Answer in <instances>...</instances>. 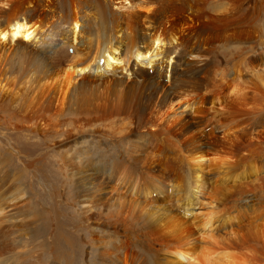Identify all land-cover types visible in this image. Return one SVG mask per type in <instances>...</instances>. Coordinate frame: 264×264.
Returning a JSON list of instances; mask_svg holds the SVG:
<instances>
[{
    "label": "bare ground",
    "instance_id": "6f19581e",
    "mask_svg": "<svg viewBox=\"0 0 264 264\" xmlns=\"http://www.w3.org/2000/svg\"><path fill=\"white\" fill-rule=\"evenodd\" d=\"M37 1L34 3L30 0H0V21H3V23L0 22V63L3 60L4 53L9 49L22 53L18 42H38L39 37L42 35L40 33H43L52 25V16L59 15L57 16L59 22L68 27L65 31L69 32L67 36L69 40L65 39L66 41L61 46L59 45L60 47H54L51 53L47 54L48 57H45L41 52L37 54L39 58L35 57L32 69L35 76L33 74L30 78L33 79L34 76L36 86L39 85L37 88L41 86L40 89L46 96L43 101L39 98L43 103L41 109L34 111L36 109L33 107L34 105L32 106L34 110L26 115L27 122L31 121L36 124L41 120L49 119L54 121V124L55 122L57 125L60 124V128L61 124H69L72 127L76 125H92L93 127V124L97 122L104 123V121L116 119V117L125 118L127 122L134 123L136 128L146 132L144 139L139 138L134 141L137 145L142 146L144 145L142 140H148L151 144L161 145L160 143H162L163 145L165 142H169V146L178 147L176 151H179L185 160L182 165L185 167L184 162L187 165V188L193 191L190 199H186L185 192L184 196L178 198L175 182L173 183L172 180L170 181L159 175L161 176L160 179L154 178V182L152 179L155 176L151 179L154 187H159L158 189L156 187L157 192H150L145 184H141L144 182L140 181L143 174L140 173L141 178L139 179L134 175L135 171L133 174L135 177H130V179L128 177V181H126L127 178L123 177L127 175L129 168L127 169L124 166L127 173L122 168L126 174L122 177L118 175L122 169H119L118 172L117 167L120 164L117 163L116 166V157H113V155L107 157L108 154L102 153L98 142L99 152L93 149L92 157H88L85 161L82 160V164L78 163L76 167L85 180L84 182L82 180L83 183L80 185L82 187L80 189L81 193L75 191L76 197H79L76 200L79 201L80 205L77 204L82 207L80 209L85 208L84 210L88 211L99 201L101 203L104 195L108 194L107 198L112 200L114 207L112 209L111 205L112 211H109V213H106V211L102 216L105 221L100 218L106 224V236L110 240H101L102 236L105 237L104 234L100 237L99 242H95L96 246L89 244V249L86 250V253L89 254L88 259L91 258L92 263L98 264V262L101 263L100 260H103L102 257H107L110 264H122L125 256L134 252L132 253L134 255L128 258L131 264H227L228 252L232 254V248H238V246H244L247 243L252 244V242L259 239H264V192L263 195L260 193L251 196L244 194L247 187H250L249 184L251 183L248 182L252 181H248L247 174L262 173L258 175L257 181H264V171L261 172L264 169L260 168L261 161L258 162L259 166H257L258 163L251 160V157H254L256 153H264V146L259 143L264 138V122L258 121L259 118H256V114L259 112L254 115L256 119L247 117L249 120L237 118L238 115L237 117L235 115L240 106L247 104V102L250 104L249 100L254 101L260 95L257 93L261 90H259L260 88L257 90L255 87L253 91H245L237 84L238 80L237 83H230V80L229 82L224 81L226 77L223 80L226 84L222 85L219 82L222 86L218 87L217 84V87L214 88L210 84L207 85L210 88L213 87V90L209 88L211 94L205 96L204 91L208 87L203 86L204 84L201 85V82L200 84L196 83L195 80L206 68L209 58L196 56L193 53L195 46L187 49L186 37L190 39L197 34L195 30L191 33L192 26L195 23L194 21H198L205 14H202L204 11L202 7L204 1L207 0H190L188 3H185V0H44L45 3L39 1V7ZM222 1V5L225 6L224 8L227 11L232 10L239 13L238 11L246 0ZM252 8L260 12L263 8L262 0H253ZM87 9H90V11L92 9V14H87ZM30 13V20L23 18L24 15ZM91 16H94L96 20L94 19L91 22V18H89ZM85 17L87 18L86 21L84 20ZM201 19L200 21H202ZM88 20H90V23L87 22ZM182 21H191L192 25L189 23L190 27L182 28ZM203 22H200V24ZM200 24L198 25L200 26ZM204 25L206 26V24ZM207 27L202 31L203 34L207 33L205 29H209V26ZM185 31L186 33L183 34ZM203 34L202 36H204ZM199 35L198 37H200ZM75 41H78V43H75ZM167 44L171 45V47L168 46L170 49L176 48V50L174 49L173 52L167 50L168 47L163 46ZM69 48H72L73 52L69 53ZM184 53H188L190 57L183 60L182 57L173 59L174 56L179 58ZM62 57L64 63L60 61ZM173 62H175V66L171 65ZM179 62L181 65H185L181 76H179ZM249 64L253 63L249 62ZM210 65L213 66V64ZM170 66H173V68H170ZM1 68L0 89H3L4 85L6 86L7 80L5 79L8 78H5L4 71ZM169 68L172 71L171 75L168 73ZM208 70L210 73V69ZM151 71L156 74L150 75ZM217 72L220 73L218 69ZM214 73L216 74V72ZM208 77H211V75L208 74ZM238 77L240 79L239 75ZM251 88L253 87L251 86ZM37 92L35 94H38ZM261 95L263 96V94ZM216 98H219V100H215ZM39 106L41 105L39 104ZM241 113L240 115L244 114L243 111ZM44 124H47V122ZM57 125L54 126L57 127ZM209 125H211V129L204 134V129ZM40 128L38 127V129ZM60 128L58 127V130ZM82 128L84 129L85 126ZM43 130L45 129L43 128ZM52 131L55 133L56 130L52 129ZM77 131L75 130V132ZM44 132L47 133V131ZM255 140H257L258 145L257 143H251ZM145 143L148 142L145 141ZM128 146L130 145H127L130 151ZM161 146H158V149ZM243 148L247 149V156L242 155ZM141 150L139 148V151ZM134 152L130 154L137 153ZM173 153L175 152L173 151ZM140 156L142 155L140 154ZM137 158L133 159L137 161ZM168 158L166 157L167 160H169ZM178 158L180 159V157ZM179 159L177 160L180 161ZM155 161L157 160L155 159ZM178 161L176 163L174 160L176 164H178ZM126 162H130V159ZM179 163H182V161ZM248 163L251 164L248 165ZM167 165L170 166L169 162ZM251 165L254 166L250 167ZM174 167L171 168L174 169ZM155 168L158 167L155 166ZM247 168L250 170L247 171ZM141 171L138 170V174ZM182 172L184 171L182 170ZM130 173L129 175L132 176V172ZM148 179L150 180V177ZM179 180L177 181L179 182ZM181 182L179 183L181 184ZM254 183L251 186H254ZM165 185H169V188ZM261 186L259 184L260 188ZM254 187L250 188L254 189ZM165 188L167 200L166 196L162 198ZM255 188H258V186ZM129 193L132 195H129ZM17 195L22 200L27 198L24 192L18 191ZM72 197L74 198V196ZM136 205L148 207L149 209L145 208L147 210L146 215L144 216L143 212L141 214L143 217L138 215L139 217L137 216L136 219L129 218L130 220H125L122 214L128 212L130 215L133 213L134 216ZM256 205L258 206L256 207ZM99 206H102V203ZM178 208L181 211H178ZM2 209L0 208L1 215L5 212ZM103 210L106 209L103 207ZM98 211L97 213H99ZM84 213L80 211V215ZM101 214L103 213H99L100 217ZM137 214H140L139 211ZM84 216L86 215L84 214ZM90 217L92 218V215ZM97 217L99 216L95 218ZM87 218L85 217V219ZM126 219H128L127 216ZM87 221L92 222L93 220L91 221L89 218ZM96 233L98 234V232ZM92 237L94 238V236ZM127 241L130 246L129 249L125 248ZM91 242L93 241L91 240ZM257 243L260 245L261 242L258 241ZM37 246L36 248H38ZM261 246L263 247L262 244ZM252 248L254 251L257 249V247L256 249ZM229 249L231 250L228 251ZM243 252L245 255L252 253L247 254L248 250ZM230 256L232 257L233 254ZM255 256L253 259H250L251 257L246 259L245 256L241 258L240 256V259H237L236 262L228 263L251 264L252 262L253 264ZM235 257L233 256L234 259H236ZM43 262L40 264H44Z\"/></svg>",
    "mask_w": 264,
    "mask_h": 264
},
{
    "label": "rangeland",
    "instance_id": "374dc122",
    "mask_svg": "<svg viewBox=\"0 0 264 264\" xmlns=\"http://www.w3.org/2000/svg\"><path fill=\"white\" fill-rule=\"evenodd\" d=\"M35 1H37V0H30V2H34V3H35ZM39 1H40V3H45L44 0H39ZM39 1H37L38 7L40 6ZM189 1L190 0H185V3H188ZM202 1H204V0H202ZM205 2H207V3H205ZM222 2H223L222 0L204 1L205 4L203 3V7H202V10H204V11L202 14L205 13L206 15L205 14L202 15V17H201L202 19L200 18L202 21H200V19L198 21H194L195 23H193L194 25L192 26L193 29L191 31V33H192L195 30V32H197V34L198 33L200 34V35L198 34L200 37H198L197 34L194 35L193 38H190V39H188V37H186L187 49L195 46L193 49V53L196 56H199L201 58H204V57L209 58L206 68L202 70V72H201L202 74H200V76H198V79L195 81H196V83H199V84L201 82V85L204 84L203 86H207L210 84V86H213L214 88H216L217 84L219 87V86L226 84V82H229V80H230V83H237V80H238L237 84L240 87H242L245 91L246 90L247 91H253V89H255V87L257 90L260 88L259 90H261V91H259L257 94L258 95L263 94V96L257 95L258 99L255 98L254 101L249 100L250 104L247 102V104L240 106L236 110L237 112H235V115H236V117L238 115L237 118H242V119H246V120L259 118L258 121L264 122V0H262L263 8L261 9L260 12L257 9L255 10L252 8L253 0H246L245 2H243L240 10L238 11L239 13H237L236 11H232V10L227 11L224 8L225 6L222 5L223 4ZM219 8H221V9H219ZM205 10H206V12H205ZM86 12H87V14L88 13L92 14V9H91V11H90V9H87ZM251 12L254 14L251 15L252 14ZM256 12H257V14H256ZM31 13H33V12H31ZM31 13L28 15L27 14L24 15L23 18L30 20ZM240 14H242L244 17L242 15L240 16ZM254 15H255V17H254ZM57 16H59V15L52 16V18H53V19L51 18V20H53L52 25L49 26L45 31H43V33H40L42 35L39 37L38 42H26V41L25 42L20 41V43L18 42V45L22 49V51H21L22 53H19L15 50L13 51V49H9L10 51L7 50V52L4 53V56L2 58L3 59L2 62H4V63H2V62L0 63L1 64L0 68L2 67L1 69H2V71H4L5 78L6 77L8 78V79H5V80H7L5 83L6 86L4 85L3 89H0V91L2 90L0 92V208L1 209L3 208L2 210L5 211L4 214H2V215L0 214V217H1V219H0V264H40L43 261H44L43 262L44 264H85V263L94 264V263H92L93 261L92 262L90 261L91 258H90V260L88 259L89 254L86 253V250L89 249L88 246H90V245L96 246L95 242H99V239L102 235L105 234V237L102 236L101 240L108 239L106 236L107 228H106V224L104 222L105 219L102 216H104L106 211H107L106 213H109V211L111 212L113 207H114V204H113L112 200H109L107 198L108 194H105L104 199L103 198H102L103 200L101 199L102 206H99L101 204V203H99L100 202L99 201L96 204L97 207H96V205H94L88 211H85L84 210L85 208L80 209L82 207L79 206L80 203L78 200H76L79 198V197H76V193H81L80 189L82 187L80 185L85 180H84L83 176L81 175L80 171L76 167H77L78 163H80V165L82 164V162H83L82 160L85 161V159H87L88 157L91 158L92 157L91 154L94 150L99 152V148H97L98 142H99L98 146L100 145L99 147H101L102 153L108 154V155H106L107 157H110L112 155H113V157H116V161H117L116 166H117V163L120 164V166L118 165V167H117L118 172H119V169L121 170L122 168L126 172V170L129 168L128 173L126 172L127 177L126 176L123 177L125 179L127 178L126 181H128V177L130 179V177H133L134 175L139 177V179L141 177H143L140 179L141 182L144 181L141 184L142 185L145 184V186L148 188V190L150 192H157V189L159 187L156 186L157 189H156V187H154V183H153L155 181L154 178L160 179L161 176H164L167 179H169L170 181L172 180L171 182H173V183L175 182L176 191H177L176 193L179 196L178 198H181V196H184V194L186 193V196H187L186 199L187 198L190 199L191 194L193 192L190 189L188 190V188H187V180H188L187 179L188 177H186V174L188 176L187 165L185 162H184L185 167L182 165L183 161H185V160H184L182 154L179 151L178 152L176 151V148L178 149V147L169 146L170 145V144H168L169 142H165L166 144L164 143L163 145H162V143H160L162 145L161 146V145H156L153 143H152L153 144L152 145L148 140H142L144 145H142L143 148H141L142 146L137 145V143L136 142L134 143V141L138 140L139 138L144 139L143 137L146 135V132H142L141 129H138L135 127L134 123L127 122V120L125 118L116 117V119L118 118L117 120L113 118V119L106 120V122L104 121V123L103 122H97V123L93 124V127H92V125H87V126L86 125H76V126L72 127V125L70 126L69 124H64V125L61 124L62 130L67 126L70 128V132H69V128H67V127L65 129L66 132H65V130L62 131L60 128V124L57 125L56 122L54 124V121H51L49 119L48 120H41L40 122H37L38 123V124L36 123L37 126L35 123L33 124V122H31V121L27 122L26 115H29L30 113H32L34 108L36 109L34 111H37V109L38 110L41 109V107L43 105V103H42L43 98H45V96H46L45 93L42 91V89H40L41 86L39 88H37L39 85L36 86V82H35V78H34L35 74L32 73L33 65L35 63L34 62L35 57L39 58L37 54H39L40 52L43 53L45 55V57H48L47 54L51 53V51L54 49V47H56V46L60 47L62 45V43H64L66 40H69V39H67L69 32L65 31L66 29H68V27L63 23H60L59 22L60 20ZM238 16L241 18L243 17V18L240 19ZM234 17H236V18H234ZM89 18H91V22H93L95 19L94 16H91ZM221 18H222V20H221ZM86 19L87 18L85 17L84 20L86 21ZM56 21H57V23H56ZM0 22L3 23V21H0ZM87 22L90 23V20H88ZM200 22H203V23H201L202 25L200 24ZM189 23L191 24L192 22L191 21L190 22L189 21H187V22L182 21L181 27L182 28L190 27ZM197 23L200 24V26ZM204 24H206V26ZM211 24H212L213 29L211 27ZM186 25H189V26H186ZM223 25H225V26H223ZM207 26H209V29H205L207 31V33L203 34L202 31H204L205 27L208 28ZM200 28H202V29H200ZM210 30L212 33L210 32ZM200 31L204 36H202ZM185 33H186V31L183 34H185ZM225 35H226V37H225ZM209 36H210V38H209ZM195 42H197V43H195ZM75 43H78V41H75ZM173 44L175 45L176 43H173ZM193 44H195V45H193ZM163 46L165 48L168 46L171 47L170 44L163 45ZM170 47H168L166 49L170 50L172 52L174 51V49L176 50V48H174L172 50V48L170 49ZM23 48L24 49L26 48V49L24 50ZM72 48H69V53L73 52ZM25 52H27V53L25 54ZM202 53H205V54H202ZM210 55H211V57H210ZM214 56L216 58V61H215ZM240 56H242V57H240ZM244 56H245V58H244ZM174 57H173L174 60L180 59L181 57H182L181 59L183 60L185 58H189L190 55L188 53L187 54L184 53L179 58H176L177 56H174ZM61 59H62V60H60L61 63H64V61H63L64 58L62 57ZM242 62H244L245 64H243ZM249 62L253 63V64H249ZM209 63L213 64V66L210 65ZM222 63H223V65H222ZM254 64L257 65L258 67L255 66ZM171 65L175 66V62H173ZM244 65L246 68L244 67ZM247 65H248V67H247ZM173 66H170V68L171 67L173 68ZM212 67H213V69H212ZM228 67H229V69H227ZM251 67H253V68H251ZM179 68H180L179 76H181L182 73L184 72L185 65H181L179 62ZM224 68L227 70H225ZM208 69H210V73L208 72L209 71ZM217 69H218V71H220V73L217 72ZM222 71L227 76H225L222 73ZM206 72H208V73H206ZM214 72H216V74ZM168 73L170 75L172 74L171 69L168 71ZM33 74H34L33 79H31L32 78L31 75H33ZM155 74L156 73H153L152 71L150 72V75H152V76ZM208 74H209V76L211 75V77H208ZM221 75L223 76V78ZM238 75L240 76V79H239ZM30 76H31V78H30ZM135 77H137V76H135ZM231 79H233V80H231ZM235 79H236V81H235ZM223 80L224 81L227 80V81L224 83ZM32 81H34V82H32ZM208 81H209V83H208ZM219 82L222 83V85ZM258 85H260V86L257 87ZM14 86H15V88H14ZM210 86H207L208 88L205 87V88H207L204 91L205 96L206 95L209 96V94H211L209 92V90L210 89L213 90V87L210 88ZM251 86L253 88H251ZM36 88H37V90H35ZM248 88H249V90H248ZM35 92H37L38 94H35ZM39 95L40 96L44 95V96L40 97ZM260 97H263V98H260ZM39 98L42 101L39 100ZM33 100H35V101H33ZM215 100H219V98H216ZM33 102H35V103L33 104ZM254 102L257 105H255ZM30 103H31V105H30ZM38 103L41 106H39ZM259 103H260V106H259ZM21 105H23V106H21ZM26 105H27V107H26ZM28 108H29V110H28ZM240 111L241 112L243 111V113L246 111L248 113L245 112L244 113L245 115L244 114L240 115V114H242ZM257 112H259V113H257ZM249 113L252 115H250ZM255 114L257 116L256 118L254 116ZM44 121H46L47 124H44V123H46ZM48 122L50 125L48 124ZM39 124L45 130H43L42 127H41L42 128L41 129ZM48 125L50 126L49 129H48ZM54 125H57V127ZM244 125L247 126L246 124H244ZM53 126H54V128H53ZM84 126H85V128L83 129L82 127H84ZM38 127L41 130L38 129ZM51 127H52V129L56 130L55 133H54V131H52V129H50ZM58 127L60 128L59 130H58ZM206 127L207 128L204 129V134L209 132V130L211 129V125L206 126ZM74 128L76 131L77 130L78 131L75 132ZM76 128H78V129H76ZM86 128H87V130H86ZM92 128H94V129H92ZM72 129H73V131H71ZM44 131H47V133H45ZM51 132H53V134H51ZM68 134L70 135L69 137H68ZM134 137H136V138H134ZM203 137H205V136L203 135ZM262 139L259 143H260V145L264 146V138H262ZM145 141L148 143H145ZM251 143H253V144L257 143V145H258L257 140H255V142L251 141ZM128 144L130 145V146H128V147H130L129 148L130 151L127 148ZM145 144H147V145H145ZM167 145H168V147H167ZM131 146L134 148V151H135V152L133 151L134 153H136V152L137 153L140 152V153L139 154H137V153L136 154H130V153H133L132 152L133 148ZM136 146H138V147H136ZM158 146H161L162 149H161V147H160V149H158L159 148ZM139 148H140V150L142 149L141 151L145 150L144 151L145 154H148V155H146L147 157L145 156L144 152L139 151ZM104 149H105V151H104ZM108 149H110V150H108ZM164 149L167 151H165ZM173 149H175V150H173ZM124 150H125V152H124ZM246 150L247 149H244V148L242 149V151H241V153H243L242 155L247 156L248 152ZM173 151L175 153H173ZM109 152H110V154H109ZM111 152H112V154H111ZM113 152L114 153L116 152V154L114 155ZM121 152H122V154L123 153H125V154L122 155ZM166 152H167V154H166ZM172 153L175 156L172 157L171 156V155H173ZM178 153H179V155H178ZM140 154L143 157L140 156ZM160 154H161V157H160ZM261 154L256 153L257 156L256 155H254V157L252 156L251 160L255 161L254 163H258L259 161H261L260 162L261 163L260 168L264 169V155H263L264 153H261ZM124 155H125V157L127 156L126 158L128 161L130 159V162H126L127 160L124 157ZM132 155H134V156H132ZM135 157L136 158L138 157L137 161H139V162L134 160V159H136ZM166 157L167 158L169 157L168 158L169 160H167ZM174 157H175V159H174ZM178 157H180V159ZM72 158H74L75 160H73ZM118 158H121V159L119 160ZM170 158H171V164H170ZM181 158H182V160H181ZM155 159L157 161H155ZM160 159H162V160L160 161ZM177 159L182 161V163H179L180 161H178ZM174 160L176 163L178 161V164H176L174 162ZM256 160H258V161L256 162ZM121 161L122 162L124 161V162L122 163ZM125 162L127 165L125 164ZM161 162H163V163H161ZM168 162H169L170 166L167 165ZM141 163H143V164H141ZM130 164L134 168L130 167L131 166ZM135 164H138V165L136 166ZM172 164H174V165H172ZM249 164H251V163H248V165ZM256 165L259 166V163ZM124 166L127 167V169H125ZM155 166L158 168H155ZM172 166H175L174 169L171 168ZM252 166H254V165H251L250 167H252ZM165 167L168 169H166ZM130 168L131 169L133 168V169L131 170ZM183 168H186V169H183ZM123 169L118 174L121 177L126 174V173H124ZM181 169L184 172H182ZM138 170H140V171L143 170V171L139 172V174H138ZM246 170L249 171L250 169L247 168ZM134 171H135V174H134ZM262 171H264V170H261V172ZM130 172H132V176H130L131 175ZM167 172H168V174H167ZM121 173H122V175H121ZM129 173H130V175H129ZM140 173L143 174V176L141 175V177H140ZM147 174H149L150 176ZM179 174H181L180 175L181 177L179 176ZM261 174L262 173H260V174H256V173L247 174L248 176L246 178H248V181L252 180L251 182H248V183L253 184L254 182H256V183H254V186L255 187L258 186V188H255L253 185L251 186V184H249L250 187H252V188L254 187V189L247 187V189H246L247 191L244 193L245 195L251 196L253 194L257 195L258 193L263 195L264 181L263 182L257 181V179L259 177L258 175H261ZM159 175H161V176H159ZM147 176L150 177V180L148 179ZM153 176H155V177H153ZM174 176H176L177 178ZM71 177H73V178H71ZM152 177L154 180L152 179ZM178 177L182 182L178 179ZM182 177H184L183 178L184 181H183V179H181ZM151 179L153 182L151 181ZM82 180H83V182H82ZM177 180H179V182H181L182 185L184 183L186 185L184 184L183 185L184 187H183ZM259 182H262V183H259ZM69 183H72V184H69ZM259 184H260V186L262 185L261 188L259 187ZM68 185H70V186H68ZM72 186H73V188H72ZM165 187L169 188V185H165ZM181 188L184 189V191H182ZM75 189H77V190H75ZM79 190H80V192H78ZM186 190H188V191H186ZM18 191L21 193L24 192V194H26L27 198H25V200H22L21 198L19 199L18 198L19 195H17ZM75 191H76V193H75ZM168 192H169V190H168ZM181 192H183V193L181 194ZM72 193L73 194L75 193V194L73 195ZM129 195H132V194L129 193ZM72 196H74V198ZM162 196H163L162 198H165L166 188L164 189ZM167 199H168V197L166 196V200ZM76 205H78V207H76ZM110 206L112 209L110 208ZM140 206L141 205H136L137 208L135 207L136 208L134 210V216L135 217L133 216V213L131 215L128 214V212H125L124 214H122L124 216L125 220H130V219H134V218L136 219L138 215L143 217L141 215L143 212H144L143 215L145 216L146 211H147L146 209H149V208L143 207V206L140 207ZM257 206L258 205H256V207ZM95 207H96V209H95ZM103 207L106 210H103ZM97 208L99 211L97 210ZM138 208H140L142 211L140 212V209H138ZM173 208L175 209V207H173ZM144 209H145V211H144ZM136 210H137V212H136ZM80 211H81V213L85 212L84 214L86 216H84V214L80 215ZM97 211L99 213H103V214H101V217H100L99 213H97ZM138 211L140 214H137ZM178 211H181V210L178 208ZM87 213H88V215H87ZM126 213H127V215H125ZM91 215H92V218L90 217ZM95 215L99 216V217L95 218L96 217ZM128 215H130V216L128 217ZM87 216H89V217L87 218ZM126 216L128 219H126ZM85 217L88 220L90 218L91 221L92 220L93 221L92 222L87 221V219H85ZM187 217H189V216H187ZM100 218L103 219L104 221L101 220ZM94 224H96V225H94ZM99 224H100V226H99ZM93 232L94 233L98 232V234L97 233L94 234ZM35 233H37L36 234L37 236L35 235ZM98 235H99V237H98ZM92 236H94V238ZM1 237H2V239H1ZM91 240L93 242H91ZM108 240H110V239H108ZM112 240L113 239L111 238V241ZM263 240L264 239H259L255 242H252V244L247 243L244 246H238V248L237 247L232 248L233 250L229 249L228 251L231 250L233 256L234 257L236 256L235 257L236 259H234L233 256L231 257L230 255H232V254L230 252H228V257H229L228 262L234 263V262H236L237 259H240V256H241V258H244L243 256H245L246 259H248L250 257H251L250 259H253L254 256L257 255V256H261V257L255 256L256 262L253 260V264L254 263L255 264H257V263L258 264L259 263L264 264V241ZM258 241L261 242L260 245H259V243H257ZM261 244L263 245V247L261 246ZM247 245L250 247H248ZM251 245L255 249L257 247L256 250H258L260 252L255 250L257 252L256 253L253 250V248L251 247ZM36 246L38 248H36ZM43 246H45V247H43ZM128 246H129V242L127 241L125 248L129 249L130 246L129 247ZM241 250H243V251L245 250V252H247V250H248L247 254H249V252L250 253L252 252L251 254H249L251 256L245 255V253L242 251L244 253L243 254L241 252ZM249 250H251V251H249ZM129 252H130V250H129ZM132 253H134V252H131L129 254L130 256L129 255L125 256V260H123L124 262H122V264H131L130 259H128V258L134 255ZM253 253H255V254H253ZM241 254H243V255H241ZM252 255H254V256L252 257ZM237 256H238V258H237ZM259 258H261V259H259ZM102 259L103 260H100L101 263L98 262V264H105V263L110 264V260L107 257H102ZM228 262H227V264H229ZM250 262H248V263H250ZM232 263H230V264H232ZM251 264H252V262H251Z\"/></svg>",
    "mask_w": 264,
    "mask_h": 264
}]
</instances>
